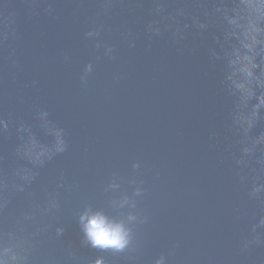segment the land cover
I'll use <instances>...</instances> for the list:
<instances>
[{
    "label": "water",
    "instance_id": "obj_1",
    "mask_svg": "<svg viewBox=\"0 0 264 264\" xmlns=\"http://www.w3.org/2000/svg\"><path fill=\"white\" fill-rule=\"evenodd\" d=\"M250 2L0 0L4 264H264V108L238 123L227 79L243 29L264 40ZM86 209L127 245L92 247Z\"/></svg>",
    "mask_w": 264,
    "mask_h": 264
},
{
    "label": "clouds",
    "instance_id": "obj_2",
    "mask_svg": "<svg viewBox=\"0 0 264 264\" xmlns=\"http://www.w3.org/2000/svg\"><path fill=\"white\" fill-rule=\"evenodd\" d=\"M242 2L251 8L250 0H242ZM259 6L264 7V0H259ZM249 24L251 25V21ZM260 31L254 26L244 28L243 39H240V48L234 49V59L229 60L231 71L227 79L230 81L229 87L238 97L236 120L240 124H246L248 129L253 126L252 118L256 117L258 109L264 108V40L258 39L257 35L253 34ZM257 44L260 45L259 51L255 49ZM258 55L260 56L259 63L256 61ZM257 68H259V73L255 72ZM86 69L91 71V64L86 65ZM81 79L83 81V77ZM253 99L256 103L252 104L250 115H246L244 112L246 102ZM58 136L59 134H57L55 151L63 152L66 145L65 147L59 146L64 142ZM48 151L49 149L38 146L34 140H30L23 147L24 157L33 163H43L39 157ZM79 223L84 238L94 248L120 251L128 243V230L124 224L110 219L100 211L93 212L86 209L80 214ZM0 264H4V262L0 260ZM96 264H100V261L97 260Z\"/></svg>",
    "mask_w": 264,
    "mask_h": 264
}]
</instances>
